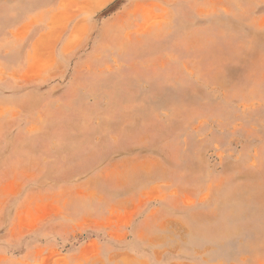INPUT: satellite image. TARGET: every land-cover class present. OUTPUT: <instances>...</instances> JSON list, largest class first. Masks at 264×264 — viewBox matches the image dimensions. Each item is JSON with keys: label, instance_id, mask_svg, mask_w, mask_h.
<instances>
[{"label": "rangeland", "instance_id": "1", "mask_svg": "<svg viewBox=\"0 0 264 264\" xmlns=\"http://www.w3.org/2000/svg\"><path fill=\"white\" fill-rule=\"evenodd\" d=\"M0 264H264V0H0Z\"/></svg>", "mask_w": 264, "mask_h": 264}]
</instances>
